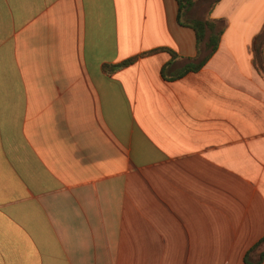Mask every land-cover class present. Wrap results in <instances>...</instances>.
I'll return each mask as SVG.
<instances>
[{
  "label": "crops",
  "instance_id": "1",
  "mask_svg": "<svg viewBox=\"0 0 264 264\" xmlns=\"http://www.w3.org/2000/svg\"><path fill=\"white\" fill-rule=\"evenodd\" d=\"M191 2L224 23L210 57L177 0H0V264H245L264 238V0Z\"/></svg>",
  "mask_w": 264,
  "mask_h": 264
},
{
  "label": "trees",
  "instance_id": "2",
  "mask_svg": "<svg viewBox=\"0 0 264 264\" xmlns=\"http://www.w3.org/2000/svg\"><path fill=\"white\" fill-rule=\"evenodd\" d=\"M209 5V11L212 10L214 5L219 2V0H206ZM180 6V13H179V22L183 25H187L191 27L197 36V44L198 48L202 49L207 52V57H210L218 48L221 36L224 31V23L223 21L219 20H211L209 18L203 19H190L187 22H182L183 12L185 9L192 5L191 0H177ZM263 45H264V27L262 31L253 39L252 41V51L254 55V64L257 70L264 75V58H263ZM175 57V54L172 53ZM136 58H132L127 62L116 66L122 67L127 64H130L135 61ZM196 69V68H195ZM264 243V238L249 252L245 257V264H261L264 259V252L260 255L259 260L252 261L250 255L251 253L258 248L261 244Z\"/></svg>",
  "mask_w": 264,
  "mask_h": 264
}]
</instances>
